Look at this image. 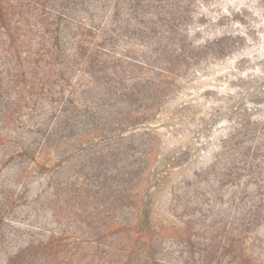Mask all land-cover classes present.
<instances>
[{"label":"rangeland","instance_id":"374dc122","mask_svg":"<svg viewBox=\"0 0 264 264\" xmlns=\"http://www.w3.org/2000/svg\"><path fill=\"white\" fill-rule=\"evenodd\" d=\"M0 264H264V0H0Z\"/></svg>","mask_w":264,"mask_h":264}]
</instances>
